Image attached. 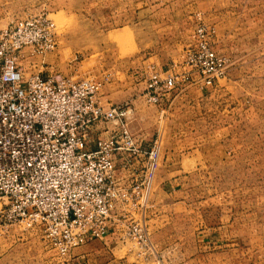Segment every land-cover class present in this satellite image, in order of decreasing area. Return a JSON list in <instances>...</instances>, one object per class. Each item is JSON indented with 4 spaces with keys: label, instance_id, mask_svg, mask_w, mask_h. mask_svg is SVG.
Masks as SVG:
<instances>
[{
    "label": "rangeland",
    "instance_id": "rangeland-1",
    "mask_svg": "<svg viewBox=\"0 0 264 264\" xmlns=\"http://www.w3.org/2000/svg\"><path fill=\"white\" fill-rule=\"evenodd\" d=\"M27 18L51 19L56 33L46 53L28 48L20 58L25 73L96 78L103 81L105 105H137L141 116L134 133L145 146L157 139L159 169L172 179L183 177L178 200L188 204L190 236L210 229L220 248L232 249L225 257L230 264H264V0H0V29ZM200 22L216 29L213 47L229 58L227 75L202 90L175 89L160 103L149 102L148 71L172 67L161 46L177 33L183 54ZM135 55L140 63H133ZM121 228L124 237L114 248L94 240L77 249H94V264L160 259L149 229L151 244L143 247ZM189 241L193 246L194 239ZM71 259L56 252L42 226L0 222V264Z\"/></svg>",
    "mask_w": 264,
    "mask_h": 264
},
{
    "label": "built area",
    "instance_id": "built-area-1",
    "mask_svg": "<svg viewBox=\"0 0 264 264\" xmlns=\"http://www.w3.org/2000/svg\"><path fill=\"white\" fill-rule=\"evenodd\" d=\"M216 29L200 22L182 70L154 66L146 99L154 104L188 81L213 86L227 75L229 58L213 47ZM51 19L27 18L0 29V222L38 224L56 252H72L120 226L143 247L151 244L146 212L160 166L161 145L138 142L129 126L128 102L105 105L103 81L39 72L26 74L19 61L55 45ZM112 122L107 137L91 148L90 132ZM135 173L116 178L117 157ZM152 247V245L150 246ZM66 260V259H65Z\"/></svg>",
    "mask_w": 264,
    "mask_h": 264
},
{
    "label": "crops",
    "instance_id": "crops-1",
    "mask_svg": "<svg viewBox=\"0 0 264 264\" xmlns=\"http://www.w3.org/2000/svg\"><path fill=\"white\" fill-rule=\"evenodd\" d=\"M132 28L133 32H135V24ZM176 35L177 33L172 34V36L168 38V46L166 45V48L161 46V50L165 49L167 51L164 54L162 53L161 56L163 55L167 61H172V65L179 64L182 70H186L187 67L184 65V62L186 60L188 45H185L187 48L183 54L178 51L180 50V46L183 44V39L181 37L178 38V35ZM135 41L137 44L136 39ZM154 45L156 47L158 44ZM169 46L172 47L169 48ZM175 46H177L178 49H173L172 51L171 49ZM151 57L152 56L144 60V63L149 61ZM140 59L141 57L137 55L135 58H133V63H140ZM155 59L160 60L159 57H155ZM133 67H135V65H133ZM134 73L135 70L132 71L133 76ZM192 87H200L202 90L207 86H203L199 82L188 81L176 90H179V94H184ZM132 107L131 118H128L129 122L131 120L129 126L138 142L142 144L143 139L139 138L132 129L134 123H140V111L138 110L137 105H133ZM112 129L113 127L109 122H99L95 124L90 132V147L96 148V140L99 137L109 136L112 132ZM130 156V153H125L124 156L120 154V156L117 157L116 178L124 180L135 173V169L138 167L137 164H134L128 169L124 166L126 161L125 158ZM158 174L157 180L154 181L155 187L153 186L154 189L151 193L147 224L151 237L154 240L155 246L157 248L154 256H158L160 259L155 261V259L152 258L150 264H230L229 257L227 260L225 257L232 255L233 251L232 249L225 251L223 248H220L219 239H217L215 232L201 227L202 229L194 230L191 233L192 236H190L188 226L189 216L187 213H185L187 211L188 204L183 200H178L179 187L182 185L180 181L183 180V177L181 176L179 178L172 179L171 176H167L166 172L162 170V168L159 169ZM123 237V229L120 226V231L114 229L110 231L105 237L94 240H101L103 243L107 244V246H113L114 248L118 245L119 238L121 241ZM191 238L194 239L193 246L190 245L189 240ZM94 240H91L90 242ZM96 255L98 254L94 251V249L87 247L79 250L76 248L70 256V258H72L71 264H94L93 260H95L94 257ZM220 257L225 260H220ZM120 264L129 263L120 262Z\"/></svg>",
    "mask_w": 264,
    "mask_h": 264
}]
</instances>
